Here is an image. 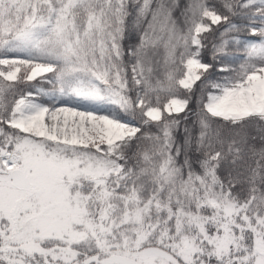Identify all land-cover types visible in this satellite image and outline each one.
Returning a JSON list of instances; mask_svg holds the SVG:
<instances>
[{"label": "snow or ice", "instance_id": "1", "mask_svg": "<svg viewBox=\"0 0 264 264\" xmlns=\"http://www.w3.org/2000/svg\"><path fill=\"white\" fill-rule=\"evenodd\" d=\"M0 264H264V0H0Z\"/></svg>", "mask_w": 264, "mask_h": 264}]
</instances>
